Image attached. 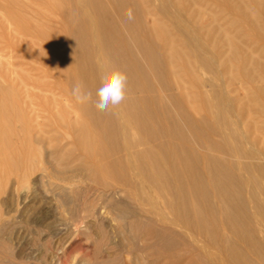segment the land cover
<instances>
[{
  "label": "bare ground",
  "instance_id": "1",
  "mask_svg": "<svg viewBox=\"0 0 264 264\" xmlns=\"http://www.w3.org/2000/svg\"><path fill=\"white\" fill-rule=\"evenodd\" d=\"M56 4L59 29L40 33L66 45L70 68L52 87L92 93L75 101L86 124L54 121L79 151L66 167L80 166L89 182L73 191L79 207L121 196L144 264H264V0ZM28 57L45 66L50 54ZM102 68L127 75L125 100L105 112L95 108ZM61 75L69 88L56 86ZM31 163L0 160V181L40 169Z\"/></svg>",
  "mask_w": 264,
  "mask_h": 264
},
{
  "label": "rangeland",
  "instance_id": "2",
  "mask_svg": "<svg viewBox=\"0 0 264 264\" xmlns=\"http://www.w3.org/2000/svg\"><path fill=\"white\" fill-rule=\"evenodd\" d=\"M56 2L0 0V160L26 158L32 168H40L30 175L11 171L0 181V264H144L148 257L143 244L132 240L126 225L130 214L115 204L122 197L104 194L89 209L79 207L80 198L73 193L89 182L80 166L66 167L76 161L79 151L77 156L69 144L70 134L58 130L54 121L66 115L78 124L87 122L71 93L61 95L52 87L55 73L70 68L66 45L59 39L48 42L40 33L59 29ZM42 50L50 54L45 66L28 57V52ZM44 83L50 88H41ZM67 84L61 75L56 86L69 88ZM54 143L61 145L60 160L53 155ZM67 148L72 153H66Z\"/></svg>",
  "mask_w": 264,
  "mask_h": 264
},
{
  "label": "clouds",
  "instance_id": "3",
  "mask_svg": "<svg viewBox=\"0 0 264 264\" xmlns=\"http://www.w3.org/2000/svg\"><path fill=\"white\" fill-rule=\"evenodd\" d=\"M131 19V13H129ZM99 87L96 89L95 108L101 112L109 111L122 104L126 98L127 75L111 68H102L99 72ZM71 95L77 103L91 101L92 93L84 89L83 85L76 83L71 89Z\"/></svg>",
  "mask_w": 264,
  "mask_h": 264
}]
</instances>
